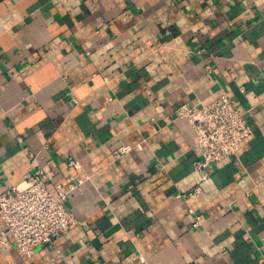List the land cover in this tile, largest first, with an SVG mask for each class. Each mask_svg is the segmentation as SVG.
<instances>
[{"label": "crops", "instance_id": "obj_1", "mask_svg": "<svg viewBox=\"0 0 264 264\" xmlns=\"http://www.w3.org/2000/svg\"><path fill=\"white\" fill-rule=\"evenodd\" d=\"M223 94L253 133L199 173ZM36 168L76 223L0 264H264V0H0V195Z\"/></svg>", "mask_w": 264, "mask_h": 264}, {"label": "built area", "instance_id": "obj_2", "mask_svg": "<svg viewBox=\"0 0 264 264\" xmlns=\"http://www.w3.org/2000/svg\"><path fill=\"white\" fill-rule=\"evenodd\" d=\"M247 115L229 94L202 107L182 105L177 109V118L188 121L195 132L194 148L199 153L194 163L197 172L208 171L238 156L242 143L253 133ZM130 151V147H121L114 153L115 158ZM70 166L78 164L71 160ZM82 184L83 180L72 178L67 190L57 187L55 194L47 172L36 168L20 184L1 194L0 220L6 229L0 232V249H6L13 241L18 254L30 259L37 248L67 234L76 218L66 204L69 195ZM199 192L196 189L190 196ZM200 224L198 218L195 226Z\"/></svg>", "mask_w": 264, "mask_h": 264}]
</instances>
